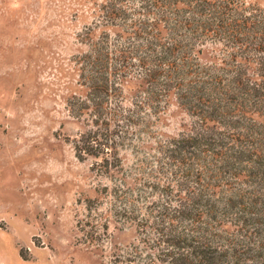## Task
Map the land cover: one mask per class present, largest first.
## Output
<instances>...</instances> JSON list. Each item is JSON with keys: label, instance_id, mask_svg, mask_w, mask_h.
<instances>
[{"label": "trees", "instance_id": "trees-1", "mask_svg": "<svg viewBox=\"0 0 264 264\" xmlns=\"http://www.w3.org/2000/svg\"><path fill=\"white\" fill-rule=\"evenodd\" d=\"M79 36L73 147L144 264H264V5L99 0ZM170 97L191 119L165 135Z\"/></svg>", "mask_w": 264, "mask_h": 264}, {"label": "rangeland", "instance_id": "rangeland-1", "mask_svg": "<svg viewBox=\"0 0 264 264\" xmlns=\"http://www.w3.org/2000/svg\"><path fill=\"white\" fill-rule=\"evenodd\" d=\"M98 2L0 0V264L146 260L135 251L133 224L110 216L107 178L73 147L83 126L66 100L84 91L75 55L86 47L79 33ZM157 116L154 127L165 135L191 119L174 97ZM124 157L132 161L129 150Z\"/></svg>", "mask_w": 264, "mask_h": 264}]
</instances>
